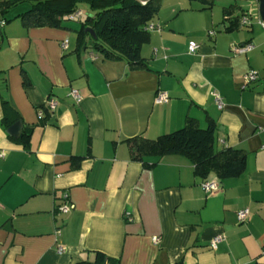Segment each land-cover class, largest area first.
Here are the masks:
<instances>
[{
    "label": "crops",
    "instance_id": "obj_1",
    "mask_svg": "<svg viewBox=\"0 0 264 264\" xmlns=\"http://www.w3.org/2000/svg\"><path fill=\"white\" fill-rule=\"evenodd\" d=\"M157 4L148 25L158 28L148 30L140 47L146 66L139 68L89 48L76 50L73 30L24 26L14 17L25 4L2 18L0 264H77L94 260L97 252L118 264H264L259 2ZM230 5L235 8L225 16ZM77 10L86 13L87 7ZM190 42L198 44L193 54ZM245 43L253 48L234 52ZM249 70L258 77L246 83ZM158 90L166 92V102L155 103ZM213 92L222 98L221 109ZM48 96L56 107L39 118ZM187 118L202 128L211 119L215 150H242L244 172L202 178L181 154L130 158L128 140L155 139ZM17 121L22 130L15 136L8 129ZM206 179L216 181L217 190L206 193L200 185ZM64 193L71 209L61 213L56 207ZM243 208L248 218L238 223L236 212ZM218 234L224 240L212 249Z\"/></svg>",
    "mask_w": 264,
    "mask_h": 264
},
{
    "label": "trees",
    "instance_id": "obj_2",
    "mask_svg": "<svg viewBox=\"0 0 264 264\" xmlns=\"http://www.w3.org/2000/svg\"><path fill=\"white\" fill-rule=\"evenodd\" d=\"M197 1L204 5L213 3V0ZM22 4H25V10L14 18L24 26L73 30L76 50L89 48L103 58L123 60L131 68L146 66L140 56V47L148 40L146 26L158 11L157 0L145 3L138 0H5L0 2V19ZM80 4L86 5L87 12L76 20L73 28L67 16ZM234 8L235 5L224 8V15H231ZM233 21L236 25L239 17H234ZM87 27L94 31L95 37L85 31ZM40 109L49 113L45 106ZM214 129L211 119H207L206 126L202 128L196 120L187 118L181 128L155 139L134 137L128 140L130 158L141 161L144 157L181 154L193 164L196 176L206 178L213 173L218 179H226L241 175L245 169L244 152L232 147L215 150ZM77 264H118V260L97 252L94 260Z\"/></svg>",
    "mask_w": 264,
    "mask_h": 264
},
{
    "label": "built area",
    "instance_id": "obj_3",
    "mask_svg": "<svg viewBox=\"0 0 264 264\" xmlns=\"http://www.w3.org/2000/svg\"><path fill=\"white\" fill-rule=\"evenodd\" d=\"M145 3V2H143ZM83 13L80 11V10H77L75 12H73L72 14H69L67 17L69 20H75V19H78L81 17ZM247 18L243 17L241 19V24H246L247 23ZM5 24V20H2L0 19V27H2L3 25ZM147 30H151V29H155V28H158V27H155L153 25H147L146 26ZM209 35L213 34V31H209L208 32ZM66 41L61 45L62 48H65L66 47ZM253 48L252 44L251 43H245L241 46H237L235 49H234V52L235 53H245L249 50H251ZM188 52L189 53H195L198 49V44L194 43V42H190L188 44ZM257 72L254 71V70H249L245 75H244V80L246 83H250L252 81H255L257 79ZM71 96L75 99V100H78L79 99V95L77 93L76 90H71L70 92ZM213 95H214V100H215V103L217 105V107L219 109L222 108L223 106V102H222V98L220 97L219 94L213 92ZM168 99V96L166 94V92L164 91H161V90H158L155 94V97H154V101L155 103H163V102H166ZM44 106L46 107L47 111L49 112H52L55 107H56V100L52 97V96H48L46 101H45V104ZM43 116V111L41 109L38 110V117L41 118ZM201 187L202 189L206 192V193H211L215 190H217L218 188V185L216 183V181L214 180H204L201 182ZM71 209V204H70V201H69V198H68V194L67 193H64L62 195V203L60 205H58L56 207V210L58 212H61V213H66L68 212L69 210ZM248 214H249V210L247 208H243V209H240L236 212V219L238 221V223H242L244 221L247 220L248 218ZM153 241H156L157 238L156 237H153L152 238ZM224 240V236L222 234H218V235H215L210 243H209V246L212 248V249H216V246L218 243H220L221 241ZM58 252H62L63 251V248L62 247H58Z\"/></svg>",
    "mask_w": 264,
    "mask_h": 264
},
{
    "label": "water",
    "instance_id": "obj_4",
    "mask_svg": "<svg viewBox=\"0 0 264 264\" xmlns=\"http://www.w3.org/2000/svg\"><path fill=\"white\" fill-rule=\"evenodd\" d=\"M138 1L143 3L146 2L147 0H138ZM258 2H259V12L262 18L264 17V0H258ZM85 31L88 32L93 37H95L94 31L91 28L87 27L85 28ZM21 130H22V123L20 121H17L10 126V128L8 129V133L16 136L20 134Z\"/></svg>",
    "mask_w": 264,
    "mask_h": 264
},
{
    "label": "rangeland",
    "instance_id": "obj_5",
    "mask_svg": "<svg viewBox=\"0 0 264 264\" xmlns=\"http://www.w3.org/2000/svg\"><path fill=\"white\" fill-rule=\"evenodd\" d=\"M80 7H81V8H84V5H80ZM84 13H85V12H84ZM74 23L76 24V22H74ZM74 23H73V24H74Z\"/></svg>",
    "mask_w": 264,
    "mask_h": 264
}]
</instances>
